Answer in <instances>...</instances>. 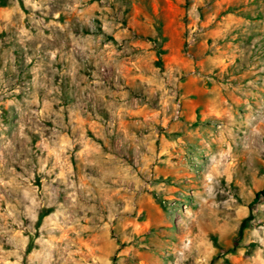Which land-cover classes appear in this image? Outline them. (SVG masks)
Listing matches in <instances>:
<instances>
[{
  "label": "rangeland",
  "instance_id": "374dc122",
  "mask_svg": "<svg viewBox=\"0 0 264 264\" xmlns=\"http://www.w3.org/2000/svg\"><path fill=\"white\" fill-rule=\"evenodd\" d=\"M0 264H264V0H0Z\"/></svg>",
  "mask_w": 264,
  "mask_h": 264
},
{
  "label": "trees",
  "instance_id": "16d2710c",
  "mask_svg": "<svg viewBox=\"0 0 264 264\" xmlns=\"http://www.w3.org/2000/svg\"><path fill=\"white\" fill-rule=\"evenodd\" d=\"M249 220H250V216H248L247 218H245V219L241 222V224H240V226H239V231H238V234H239V235L242 234V231H243V229L246 227V224L248 223Z\"/></svg>",
  "mask_w": 264,
  "mask_h": 264
}]
</instances>
